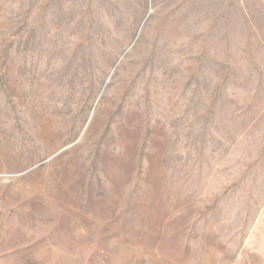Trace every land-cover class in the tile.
<instances>
[{
    "label": "rangeland",
    "instance_id": "rangeland-1",
    "mask_svg": "<svg viewBox=\"0 0 264 264\" xmlns=\"http://www.w3.org/2000/svg\"><path fill=\"white\" fill-rule=\"evenodd\" d=\"M0 264H264V0H0Z\"/></svg>",
    "mask_w": 264,
    "mask_h": 264
}]
</instances>
